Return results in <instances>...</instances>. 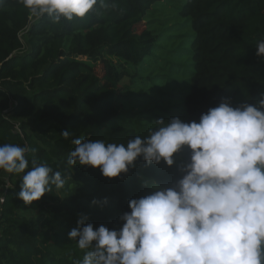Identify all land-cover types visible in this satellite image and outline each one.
Instances as JSON below:
<instances>
[{"label": "trees", "instance_id": "obj_1", "mask_svg": "<svg viewBox=\"0 0 264 264\" xmlns=\"http://www.w3.org/2000/svg\"><path fill=\"white\" fill-rule=\"evenodd\" d=\"M163 1L106 0L99 14L54 24L31 21L18 0H0V145H27L34 151L26 171L35 158L65 180L25 205L23 174L0 170V264H76L84 252L68 234L80 214L94 227L119 229L128 202L150 194L152 184L172 186L190 156L185 147L173 166L140 158L127 174L106 178L99 168L67 165L74 139L126 145L158 120L199 122L225 98L233 107L255 105L264 93V58L255 47L264 39V0L180 1L177 14L193 32L184 80L175 57L168 66L149 61L156 48L149 25Z\"/></svg>", "mask_w": 264, "mask_h": 264}, {"label": "clouds", "instance_id": "obj_2", "mask_svg": "<svg viewBox=\"0 0 264 264\" xmlns=\"http://www.w3.org/2000/svg\"><path fill=\"white\" fill-rule=\"evenodd\" d=\"M31 17L52 23L85 18L106 0H18ZM99 6V7H98ZM264 58V39L255 45ZM144 137L124 143L76 138L68 166L99 168L117 178L142 158L146 165L176 164L185 147L189 161L170 187L152 184L150 194L128 202L122 227H94L80 214L69 238L84 252L76 264H264V93L255 105L233 107L225 98L199 122L178 117L155 122ZM65 139L68 131L61 134ZM27 145H0V170L23 174L18 198L25 205L64 187L60 171L31 161ZM9 188L11 186H8ZM4 196L0 195V204ZM93 204L97 201L93 200ZM104 203H107L105 198Z\"/></svg>", "mask_w": 264, "mask_h": 264}, {"label": "rangeland", "instance_id": "obj_3", "mask_svg": "<svg viewBox=\"0 0 264 264\" xmlns=\"http://www.w3.org/2000/svg\"><path fill=\"white\" fill-rule=\"evenodd\" d=\"M180 1L182 0H165L156 6L152 27L149 25L156 35V48L149 61L153 60V63L157 65L168 66L169 59L175 57L179 60L180 69L185 73L180 76L184 80L187 72L192 70L193 32L190 23L177 14ZM33 20L31 17V21ZM143 28L145 24H140L137 32ZM143 63H147V60L144 59ZM95 69L98 75L102 74L100 65H96Z\"/></svg>", "mask_w": 264, "mask_h": 264}]
</instances>
